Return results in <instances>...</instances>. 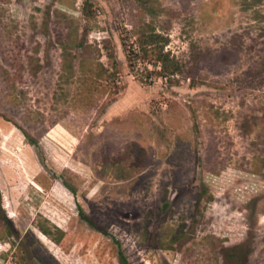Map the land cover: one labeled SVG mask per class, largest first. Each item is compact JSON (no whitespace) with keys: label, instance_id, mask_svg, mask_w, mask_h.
Listing matches in <instances>:
<instances>
[{"label":"rangeland","instance_id":"1","mask_svg":"<svg viewBox=\"0 0 264 264\" xmlns=\"http://www.w3.org/2000/svg\"><path fill=\"white\" fill-rule=\"evenodd\" d=\"M123 256L264 264V0H0V264Z\"/></svg>","mask_w":264,"mask_h":264},{"label":"trees","instance_id":"2","mask_svg":"<svg viewBox=\"0 0 264 264\" xmlns=\"http://www.w3.org/2000/svg\"><path fill=\"white\" fill-rule=\"evenodd\" d=\"M167 42L166 36L162 33L157 32L152 29L150 32L142 38L140 44H138V49L133 48L129 53H133L134 56L140 57L142 59L155 58L154 65L156 70H154L158 75L163 74H175L179 70V62L171 57L169 51L165 50V45ZM131 59V56L129 54ZM10 222V220H8ZM11 223V222H10ZM44 233H48L44 230ZM125 264H128L127 259L123 256Z\"/></svg>","mask_w":264,"mask_h":264}]
</instances>
